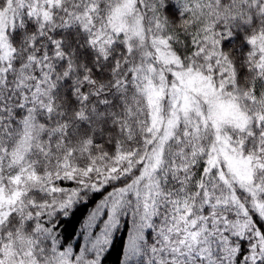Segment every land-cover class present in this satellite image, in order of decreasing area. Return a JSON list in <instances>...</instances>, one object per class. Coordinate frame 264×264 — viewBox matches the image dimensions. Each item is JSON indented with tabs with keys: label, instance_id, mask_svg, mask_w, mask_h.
<instances>
[{
	"label": "snow or ice",
	"instance_id": "obj_1",
	"mask_svg": "<svg viewBox=\"0 0 264 264\" xmlns=\"http://www.w3.org/2000/svg\"><path fill=\"white\" fill-rule=\"evenodd\" d=\"M0 264H264V0H0Z\"/></svg>",
	"mask_w": 264,
	"mask_h": 264
},
{
	"label": "trees",
	"instance_id": "obj_2",
	"mask_svg": "<svg viewBox=\"0 0 264 264\" xmlns=\"http://www.w3.org/2000/svg\"><path fill=\"white\" fill-rule=\"evenodd\" d=\"M118 253L116 251L113 252L112 256L110 257L111 261H115L116 257H117Z\"/></svg>",
	"mask_w": 264,
	"mask_h": 264
}]
</instances>
